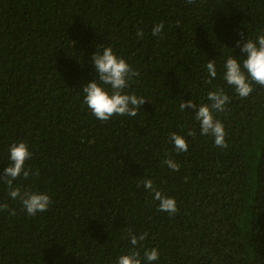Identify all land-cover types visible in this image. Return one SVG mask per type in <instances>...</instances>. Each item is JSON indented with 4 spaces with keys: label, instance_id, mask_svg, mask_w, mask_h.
<instances>
[{
    "label": "trees",
    "instance_id": "1",
    "mask_svg": "<svg viewBox=\"0 0 264 264\" xmlns=\"http://www.w3.org/2000/svg\"><path fill=\"white\" fill-rule=\"evenodd\" d=\"M262 33L264 0H0V174L10 145L26 143L31 174L13 185L53 201L30 216L0 179V264H117L142 233L136 250L156 248L153 264H264V87L240 98L223 78L227 57L246 55L236 42ZM106 47L139 73L125 90L146 100L134 117L101 121L84 103ZM218 88L226 148L179 108ZM146 179L176 213L159 210Z\"/></svg>",
    "mask_w": 264,
    "mask_h": 264
},
{
    "label": "clouds",
    "instance_id": "2",
    "mask_svg": "<svg viewBox=\"0 0 264 264\" xmlns=\"http://www.w3.org/2000/svg\"><path fill=\"white\" fill-rule=\"evenodd\" d=\"M189 3L192 0H188ZM164 28L163 23H156L152 27V35L158 36ZM137 36H143V30L137 29ZM240 51L245 56L237 58L233 55L227 57L224 63L225 82L231 86L240 98H247L253 92V85L264 87V33L259 34L255 40L248 39L247 42L240 44ZM91 63L95 66L98 74V81L93 80L87 82L83 87L84 103L90 109L91 113L101 121H108L114 116H136L141 109V105L145 103V99L135 94H129L125 90L129 87L132 79L139 73L125 61L122 57L117 56L111 47L103 48L102 52L96 51L91 57ZM207 72L209 77L215 78L217 70L215 61H208ZM211 83V80H206ZM108 86V87H105ZM208 103L199 106L192 100L181 101L179 108L181 111L185 109L195 110V120L199 122L200 135L211 136L214 138L216 146L226 148L225 141L226 132L224 125L215 118V112H224L226 105L229 103V96L223 88H218L207 93ZM194 131H189V136H195ZM170 140L174 143L177 152H186L188 143L185 138L179 134L172 133ZM32 153L28 150V146L24 142H14L9 147V160L12 162L10 166L3 170L0 179L8 185L9 196L12 199H19L27 214L30 216L38 212H46L53 203L51 197L47 193L22 190L18 186L13 185L21 174L24 178H28L31 169L25 167V163L30 159ZM169 169L179 171L180 165L173 159H165ZM145 190L153 194L155 200L159 201L158 208L162 212L174 214L178 211L174 198L164 195L157 190L153 181L146 179L143 181ZM0 209H7V205H0ZM15 215V210L10 212ZM146 233H142L139 237L130 234L128 239L133 246L127 254H122L117 259V264H153L159 259V252L156 248L145 250L143 258L136 246L143 241Z\"/></svg>",
    "mask_w": 264,
    "mask_h": 264
}]
</instances>
